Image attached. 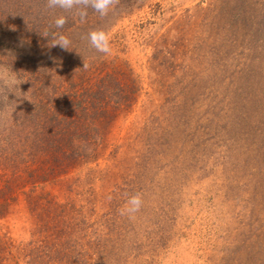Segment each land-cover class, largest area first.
I'll use <instances>...</instances> for the list:
<instances>
[{"label":"rangeland","instance_id":"1","mask_svg":"<svg viewBox=\"0 0 264 264\" xmlns=\"http://www.w3.org/2000/svg\"><path fill=\"white\" fill-rule=\"evenodd\" d=\"M81 24L34 56L0 20V264H264V0H119Z\"/></svg>","mask_w":264,"mask_h":264},{"label":"trees","instance_id":"2","mask_svg":"<svg viewBox=\"0 0 264 264\" xmlns=\"http://www.w3.org/2000/svg\"><path fill=\"white\" fill-rule=\"evenodd\" d=\"M28 2L27 7L25 5ZM2 3L6 6L8 3H13V1L4 0ZM14 3L12 7H8L9 12H6L7 14L0 13V20L3 26L7 28L5 29L6 37L13 43L12 50L21 53V55L33 53L34 56H41L47 52L59 51L61 49L59 45H51L54 42L52 34L57 32L67 34L82 25L78 16L65 12L63 15L67 17V21H70L71 25H68L69 27L65 28L64 31L56 29L53 26V21L57 15L61 14V10L48 9L46 6L47 0H14ZM45 32L48 33V37L43 36ZM63 55L57 60L64 62L66 58ZM103 88L99 87L96 92L89 93L91 98L94 97L93 102L98 99H105L106 96L102 92ZM85 98L87 99V95H85ZM69 99L72 98L69 97ZM87 105H82L81 109L87 108Z\"/></svg>","mask_w":264,"mask_h":264},{"label":"clouds","instance_id":"3","mask_svg":"<svg viewBox=\"0 0 264 264\" xmlns=\"http://www.w3.org/2000/svg\"><path fill=\"white\" fill-rule=\"evenodd\" d=\"M119 0H47L48 9H60L61 14L54 18L53 26L56 29H62L67 23V17L63 13H72L74 16H78L80 21L83 22L88 14V9L99 13L100 16L108 15L109 11L113 9ZM44 37H48V33L43 34ZM53 43L51 45H59L61 48L70 50L71 41L62 33H53ZM87 40L90 46L99 53L105 55L110 54V33L103 29H93L87 33ZM87 62L84 60L83 68H88ZM0 82L5 87H15L17 82L13 75L8 72L7 69H0ZM143 206L142 193H135L128 196L124 205L119 210L120 215L128 216L129 219H134L135 214L140 211Z\"/></svg>","mask_w":264,"mask_h":264}]
</instances>
